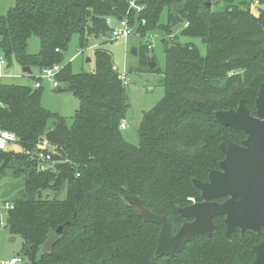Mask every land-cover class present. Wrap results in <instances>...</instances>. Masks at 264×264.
Masks as SVG:
<instances>
[{
	"label": "trees",
	"instance_id": "trees-1",
	"mask_svg": "<svg viewBox=\"0 0 264 264\" xmlns=\"http://www.w3.org/2000/svg\"><path fill=\"white\" fill-rule=\"evenodd\" d=\"M139 3L144 9L132 10L130 21L141 37L157 30L170 36L182 25L181 35L201 39L206 55L191 42L164 38L165 68L151 70L162 72L165 94L144 113L138 145L120 128L130 103L104 48L95 49L94 72L75 73L69 62L57 74L56 92H71L80 101L71 123L42 105L43 86L3 83L0 129L14 132L20 146L0 149V180L9 181L3 200L13 204L4 211L5 227L22 237V256L31 264H251L264 227L245 236L236 229L229 239L224 215L214 218L212 238L197 235L177 257L156 258L160 225L138 216L124 196H137L150 211L166 216L172 234L186 220L177 207L191 204L190 197L202 200L192 179L205 181L210 170L220 168L223 135L237 143L247 137L220 123L215 111L235 109L244 99L250 112H257L264 83V0ZM128 9L127 0H16L0 14V52L9 69L14 61L37 71L62 64L74 35L82 48L92 37L110 38L107 18L121 20ZM164 11L168 20L161 22ZM175 15L183 21L172 27ZM33 35L40 39L38 53L28 51ZM138 56V69H150L148 43H140ZM43 138L56 147L58 163L48 171L39 170L27 152ZM63 189L65 199L43 196ZM60 225L58 242L42 253L48 233Z\"/></svg>",
	"mask_w": 264,
	"mask_h": 264
},
{
	"label": "water",
	"instance_id": "water-1",
	"mask_svg": "<svg viewBox=\"0 0 264 264\" xmlns=\"http://www.w3.org/2000/svg\"><path fill=\"white\" fill-rule=\"evenodd\" d=\"M182 21L179 15H175L171 26L176 27ZM132 54H138L136 47L132 48ZM149 65L150 69L157 65L152 56H149ZM23 72L31 75L33 69L25 66ZM256 107L257 112L253 115L244 99H241L235 109L215 111V117L220 123L244 130L247 137L237 143L223 135L219 145L225 154V158L220 161L221 169L210 170L207 181L192 179L195 187L201 191L203 201L177 207L184 218L194 219L185 221L175 234L171 233L170 222L166 216L150 211L137 196H124L125 202L135 209L138 216L147 222L160 225L156 258L165 255L177 257L186 244L197 235L212 238L216 216H225V236L229 239L236 229H240L242 236L248 231L256 233L262 231L264 227V83L260 85ZM220 197L227 199L223 202L214 200ZM62 231L63 226L60 225L55 232L48 233L47 239L41 246L42 253L52 250ZM252 251L255 258L251 264H264V240L254 245Z\"/></svg>",
	"mask_w": 264,
	"mask_h": 264
},
{
	"label": "rangeland",
	"instance_id": "rangeland-1",
	"mask_svg": "<svg viewBox=\"0 0 264 264\" xmlns=\"http://www.w3.org/2000/svg\"><path fill=\"white\" fill-rule=\"evenodd\" d=\"M15 1L16 0H0V14H6L7 11L14 6ZM253 8L255 13H258L256 6ZM160 20L161 22H166L168 20L166 11L162 13ZM136 30L135 28L134 34L127 38H119L113 41L110 40V38L99 39L92 37L85 48H82L80 36L76 34L67 49L63 51L64 59L63 63L60 64L63 66L65 63L71 62L72 69L75 73L94 72L96 70L95 49L98 47L104 48L112 54L116 69L120 73H127L129 77V83L126 84L125 87L130 107L125 119L126 128L122 129V131L126 140L133 145L139 144L138 128L144 113L149 111L161 100L165 94V86L162 83V72L153 71L151 69L140 71L138 69L139 56L138 54H132V48L136 47L138 49L140 43H148L150 56L155 57V62L159 70H163L166 63L163 45L165 37L172 40V36H175L177 37V41L191 42L199 48L203 56L207 53V47L201 39L181 35L182 25L177 26L174 30V34L170 36L157 30L148 35V37L143 38ZM28 51L30 53H38L40 51V39L37 35L31 36L29 39ZM10 72L21 74L22 76L5 79V82L28 85L34 88V78L24 74L23 67L16 61L13 62ZM36 72L37 69H33V73ZM41 89L42 105L46 109L66 117L67 121L71 123L80 105L78 97L71 92H56L47 82L44 83ZM10 149L20 150V146L13 144L10 146ZM7 184H9L7 179L0 180V198L4 197V188ZM43 196L65 199L67 192L66 189L60 192L47 190L43 192ZM12 238H15V240H12ZM23 247L24 241L21 236H13L10 234L8 228L0 227V263L2 260L10 259L14 256H22ZM19 264L31 263L24 258V261Z\"/></svg>",
	"mask_w": 264,
	"mask_h": 264
},
{
	"label": "built area",
	"instance_id": "built-area-1",
	"mask_svg": "<svg viewBox=\"0 0 264 264\" xmlns=\"http://www.w3.org/2000/svg\"><path fill=\"white\" fill-rule=\"evenodd\" d=\"M129 9L127 15L121 20H114L111 17L107 18V23L111 27V36L112 40L119 38H127L134 34L135 26L131 24L130 21V12L135 10L136 12H141L144 9V6L139 3V0H127ZM187 25V24H186ZM59 50V49H57ZM60 64H55L52 67L44 68L41 71H37L34 74V88H40L44 85L45 82L49 83L54 89L59 86V80L57 79V74L61 70ZM27 75V73H24ZM21 74L11 73L8 68L7 59L3 53H0V87L3 83H5V79L20 77ZM119 78L126 85L129 83V77L127 73H120ZM121 129L126 128L125 120L121 122ZM18 145V137L14 132L9 130L0 129V149L8 150L11 145ZM56 147L49 144L47 139H40L36 150L27 152L30 154L32 158L38 160V168L41 171H48L50 169H54L57 160L54 159L53 153H55ZM192 202L195 201L194 197L189 198ZM13 204L10 202H5L3 198H0V209L2 210L1 218H0V227H5L6 221L3 217L4 211L8 209H12ZM24 261V257L22 256H14L10 259L2 260L0 264H19Z\"/></svg>",
	"mask_w": 264,
	"mask_h": 264
},
{
	"label": "flooded vegetation",
	"instance_id": "flooded-vegetation-1",
	"mask_svg": "<svg viewBox=\"0 0 264 264\" xmlns=\"http://www.w3.org/2000/svg\"><path fill=\"white\" fill-rule=\"evenodd\" d=\"M221 169V167L220 168H218V169H214V170H220ZM207 180H208V178H207ZM207 180H205V181H207ZM227 199V197H220V198H216V199H214L215 201H218V202H223L224 200H226ZM201 201H203V198H202V200H196L195 199V201L194 202H201ZM194 202H192V203H194ZM191 203V204H192ZM190 205V204H189ZM194 218H186V220L185 221H192ZM184 221V222H185ZM183 222V223H184Z\"/></svg>",
	"mask_w": 264,
	"mask_h": 264
},
{
	"label": "crops",
	"instance_id": "crops-1",
	"mask_svg": "<svg viewBox=\"0 0 264 264\" xmlns=\"http://www.w3.org/2000/svg\"><path fill=\"white\" fill-rule=\"evenodd\" d=\"M87 41H90V39H87Z\"/></svg>",
	"mask_w": 264,
	"mask_h": 264
}]
</instances>
